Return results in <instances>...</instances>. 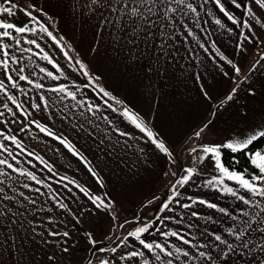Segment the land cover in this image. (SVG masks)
<instances>
[{
  "label": "snow or ice",
  "instance_id": "snow-or-ice-1",
  "mask_svg": "<svg viewBox=\"0 0 264 264\" xmlns=\"http://www.w3.org/2000/svg\"><path fill=\"white\" fill-rule=\"evenodd\" d=\"M67 7L74 19L94 22L92 52L110 44L125 63L147 61L156 75L184 60L197 81L202 73L193 67L235 83L222 99L199 85L217 111L191 130L183 145L186 163L178 164L174 146L149 114L116 95L67 33L60 34L48 0H0V264H264V111L259 121L223 136L214 119L233 105L246 118L249 105L238 101L242 87L249 101L264 90V81L258 89L253 79L264 69V0H69ZM21 13L22 24L9 19ZM205 16L232 41L230 53L201 25L209 23ZM46 38L72 72L45 50ZM45 137L78 158L101 189L111 158L131 154L146 167L153 155L162 157L169 192L151 218L121 219L108 193L59 172L36 151ZM241 156L247 161L242 168ZM55 177L60 187L53 186ZM80 198L88 206L74 210L70 202ZM157 199L153 195L147 204ZM102 213L110 221L102 239L91 227L82 236L73 232ZM65 214L76 222L71 227Z\"/></svg>",
  "mask_w": 264,
  "mask_h": 264
},
{
  "label": "crops",
  "instance_id": "crops-1",
  "mask_svg": "<svg viewBox=\"0 0 264 264\" xmlns=\"http://www.w3.org/2000/svg\"><path fill=\"white\" fill-rule=\"evenodd\" d=\"M69 1H56L48 0V4L51 9L53 6H59L61 15L56 17L62 18L61 22L57 23V28L60 29V25H64L66 29L68 25L69 30L76 29L77 19H74L71 15L69 8L67 7ZM212 5L209 4V7ZM68 14V15H66ZM67 17V23L64 20ZM15 23H23L26 19L23 14H18L15 17H11ZM208 20V24H204V20H201V25L205 28H210L212 32V39H217L220 44L228 49L229 53L232 51L234 45L232 41L224 34L217 33V27L214 22L211 21V17H204ZM222 19H224L222 17ZM226 23H231L226 21ZM85 24H91L90 22H84ZM60 24V25H59ZM90 29L87 25L84 27ZM67 30V29H66ZM62 33H68V31L62 30ZM78 39H83V44L86 52H80L82 58L93 59L90 62V67L93 68L97 74H100L105 66L98 65V62L102 60V55L106 57V51L110 56L109 58V71L107 79L103 78L107 86L114 91V93L125 100L127 104L132 106L138 111L146 112L149 114L152 123L163 136H165L171 144L174 146L177 155L179 156L178 164L186 163L184 141L187 136L191 135V130L194 129L202 120H206L211 117L213 111H217L215 108H210L211 102L207 101L202 96V90L199 85L203 83L208 88L213 96L219 95L222 99V94L226 92L231 84L235 81H230L228 77H223L220 73L215 72L209 74L203 68L193 67L192 72H201L202 80L197 81L188 71L185 70V61L180 60L178 64L172 65L166 75H156L148 70L147 61L141 60L134 64H127L123 61L122 57L118 54L117 50L112 45L108 47H101L97 52L90 51L91 48L96 47L94 39H88L83 31L79 29ZM202 35V34H201ZM83 44H81L83 46ZM203 55V54H202ZM240 59L239 54L235 57ZM95 64H92V63ZM212 65L208 64V68L211 69ZM253 79L257 83V88L260 89L261 82L264 81V69L257 71ZM88 94L94 95L91 90H88ZM242 98H238L239 105L248 104L249 110L247 117L237 115V105H233L230 108L219 109L215 119V126L222 130V136L228 135L237 131L245 126L247 123H255L261 119V112L264 111V90H261L260 94L254 100H247L243 96V87L241 89ZM243 109L241 108V113ZM41 136L44 134L40 133ZM222 136L213 137L209 135V139L220 140ZM53 149L59 148L60 151L54 153L47 151L45 144H49ZM45 144H41L36 148V151L44 155L46 159L51 160L56 164L59 172L69 176H74L80 179L81 182H87L90 186H93L94 191L103 194L108 193L113 199L117 201L118 214L131 215L127 217L131 219L134 214L141 216H151L154 210L157 209L160 199L166 198L169 192L167 187L168 181L171 179L168 162L164 158H157L152 156L153 163H149L146 167L137 163L136 157L128 154L119 158H111L108 162V167L105 168L103 173L105 177L106 187L99 188L95 184V181L88 174L87 169L78 158L73 157L71 153H68L59 142L52 141L51 138L45 137ZM36 146V142L32 144ZM151 153V150L149 149ZM34 158V157H32ZM31 158V159H32ZM91 158V157H90ZM37 163L35 169L38 174L41 173L42 165ZM174 168L177 165L173 166ZM182 171V169H181ZM169 173V175H165ZM55 177L52 181L54 187H60L55 184ZM46 191V189H45ZM190 192L195 190L189 189ZM207 192V190H201ZM156 195L158 199L152 204H147V201ZM223 203V201H221ZM70 206L75 210L78 207L83 210L88 206V202L84 198H80L78 201L70 202ZM123 217V216H120ZM64 218L69 221V227L73 223H76L72 217L68 214L64 215ZM110 225V221L107 215L101 214L99 218H95L93 224L88 222L76 224V228H73L75 233L79 229V235L91 228L99 230L96 233L97 237L102 239L103 235L107 231ZM162 239V238H160ZM83 247V244H81ZM38 258H42L39 253V248L36 250Z\"/></svg>",
  "mask_w": 264,
  "mask_h": 264
},
{
  "label": "rangeland",
  "instance_id": "rangeland-1",
  "mask_svg": "<svg viewBox=\"0 0 264 264\" xmlns=\"http://www.w3.org/2000/svg\"><path fill=\"white\" fill-rule=\"evenodd\" d=\"M56 1H69V0H56ZM53 7H54L53 9L50 8L51 13L54 14L55 16L61 15L59 6H56L55 5ZM66 15H68V14H66ZM64 20L67 23V17H64ZM56 21H57V23L58 22H61L62 21V18L56 17ZM90 23L91 24H85L84 22H81L79 19H77L76 20V23L74 22L73 25L74 26L76 25V27H78V28L73 29V30H69L68 29V25H67V27H66L67 30H66V29L63 28L64 25H60L59 24L60 25V29H58V28L57 29L59 30L60 34H64V33H62V30L68 31L67 35L71 39V42L74 44V46L77 49H80L82 52H86L85 51L84 44H83V39L82 38H81V40L78 39V37H79L78 32H79V29L82 31V28H83V31H84L85 36L88 39H94L93 38V30H92V23H94V22H90ZM20 24H22V23H20ZM86 25L88 27H90V29L84 28ZM56 27H57V24H56ZM41 43H42V45H47V47L45 48V50L46 51H49L50 54H52L54 56V58H57L59 60V62L62 64V66H64L66 68V71L72 72L71 69L67 68L66 61L62 58V54H58V49L55 48V47H53V42H51L50 39L46 38L45 41H42ZM81 44H83V46ZM104 47L106 48V47H108V45H106ZM106 54H107L106 57H105V55L104 56L102 55V60H100L98 62V65L105 66V69L100 74H103V78H106L107 79V75L110 74V71H109V62H108L110 56L108 54V51H106ZM33 59H36L43 66L49 67L51 69V65H48L45 61L39 60L38 57H35L34 56ZM87 61H94V60L93 59H87ZM25 63H27V61H25ZM92 64H95V63L93 62ZM72 74H73L74 77H77L79 80L87 83V81L85 80V78L83 76H80L79 73H72ZM41 82L47 84V83H50L51 81L50 80H41ZM61 82L67 83V81H63V80ZM21 83H25V82H21ZM25 99H27V98L25 97ZM26 142L27 143H30V144H33L34 143V141H31V140H26ZM32 159H34V158H32ZM124 215L125 214H121V213L119 214V216H123V217H121V219H123L125 217H130L131 216V215L124 216ZM99 231L101 232V229L99 230V227L97 229H95V233H98Z\"/></svg>",
  "mask_w": 264,
  "mask_h": 264
},
{
  "label": "trees",
  "instance_id": "trees-1",
  "mask_svg": "<svg viewBox=\"0 0 264 264\" xmlns=\"http://www.w3.org/2000/svg\"><path fill=\"white\" fill-rule=\"evenodd\" d=\"M225 162L226 163H230L231 162V154L230 153H225ZM247 161H246V158L241 156L240 157V164L237 166V167H244L246 165Z\"/></svg>",
  "mask_w": 264,
  "mask_h": 264
}]
</instances>
